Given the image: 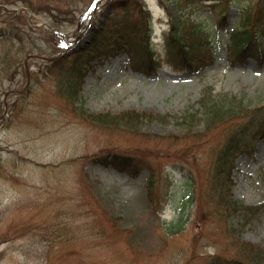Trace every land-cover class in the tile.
Returning <instances> with one entry per match:
<instances>
[{"label": "rangeland", "instance_id": "1", "mask_svg": "<svg viewBox=\"0 0 264 264\" xmlns=\"http://www.w3.org/2000/svg\"><path fill=\"white\" fill-rule=\"evenodd\" d=\"M103 1L94 14L97 0H0V264H212L216 255L235 257L239 240L264 247V134L250 130L249 148L236 156L231 194L242 208L226 217L210 180L217 133H196L204 130L198 121L188 131L182 120L186 110L203 112L205 97L264 106V52L233 65L225 47L248 13L264 51V0H126L128 17L122 0ZM145 17L158 58L174 25L185 33L187 23L202 22L212 44L196 48L194 68L165 63L147 75L132 64L143 54ZM89 19L105 53L87 62L76 96L66 73L91 41ZM126 39L132 57L121 47ZM72 44L65 62L49 60ZM127 110L165 117L138 131L98 119ZM241 116L233 123L244 125ZM111 154L134 157L138 175L99 162ZM173 220L184 227L163 248Z\"/></svg>", "mask_w": 264, "mask_h": 264}, {"label": "trees", "instance_id": "2", "mask_svg": "<svg viewBox=\"0 0 264 264\" xmlns=\"http://www.w3.org/2000/svg\"><path fill=\"white\" fill-rule=\"evenodd\" d=\"M117 6L125 11L126 16L130 15L129 3H126V0L120 1ZM148 20H144V23H148L149 25ZM250 20V14L245 15L242 22L243 28L236 27L232 30L231 41L227 45L232 60L249 54L260 56V58L263 55V50L261 49L259 43L255 41L256 39L253 27L249 26ZM187 24L189 27L187 32L183 33L181 26H179L178 29H175L174 27L172 35L168 38V43L170 45L169 58L173 61L174 58L177 57V62H179V64H175L180 68L192 67L194 65L193 57L195 55V47L199 44L209 42L208 37L210 31L206 29L202 22L197 23L192 21V23ZM261 33L264 34V31H261ZM190 37H192L191 41ZM91 48L97 50L98 46L93 44ZM99 54L100 52L96 53V55ZM92 57H95L94 53ZM137 64H140V66L145 68V71L151 73L156 71V69L161 65V62L154 57L151 47L148 46L147 43L143 58L141 62H138ZM76 72L73 73L69 70L66 73V84L69 89L74 87L72 92H75L76 96H80L79 89L80 84L83 81L82 78L84 74L82 70L78 73ZM63 74L64 73H62V75ZM202 106L203 108L205 107L203 112L200 110L193 112L187 110L182 118L183 120L190 122L188 131H194V125L198 121L204 122V130H195L196 133L203 136L217 133L219 141L213 151V168L210 180H213L216 184L215 186L217 187V190L214 189V192L219 194L216 203L219 204L221 208L220 212L223 211L221 212L222 215L227 217L242 208V205L235 201L230 194L233 184L232 169L234 166V159L238 155L239 151L249 148L250 145L247 140L251 136L249 135L250 130H254L256 128L251 132L254 133V135L251 136L252 138L257 135L264 134V106H258L254 109H250L243 106L242 100L240 102L235 101V97L233 96H227L222 99H214L213 103L205 97ZM241 115H244L247 118L245 124H234V119L239 117L243 118ZM157 118H163V115L137 112L133 110L125 111L119 115H114L110 112L100 113L98 115L100 122H103L106 125L114 126L119 129L126 127L127 129L131 128L133 130H137L140 125V121L144 119L153 120ZM112 161L119 168L128 169V171L132 174H135L136 171H138L139 162L132 156L114 154L112 155ZM155 187V171L153 168H150V177L147 183L149 200L154 199ZM247 209L255 210L256 208L247 207ZM182 228L183 222L178 221L174 224L173 232L177 233L182 230ZM234 247L240 251L239 262L223 258L221 255H216L212 264H264V247L260 244L256 245L254 243L239 240V243L237 241Z\"/></svg>", "mask_w": 264, "mask_h": 264}]
</instances>
